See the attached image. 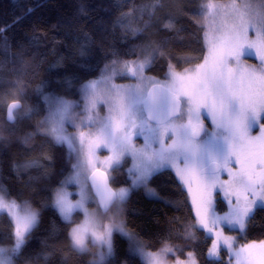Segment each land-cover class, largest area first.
Listing matches in <instances>:
<instances>
[{"label": "snow or ice", "instance_id": "snow-or-ice-1", "mask_svg": "<svg viewBox=\"0 0 264 264\" xmlns=\"http://www.w3.org/2000/svg\"><path fill=\"white\" fill-rule=\"evenodd\" d=\"M264 4V0H261ZM233 7H236L233 0ZM251 4L246 3L244 10L238 13L240 23L229 25L221 19L218 30L221 35L212 37L209 31H204L203 44L207 54L202 57L203 63L194 68H186L177 72L176 66L165 58L167 68L164 82L155 78H146L143 73L163 55L162 47L149 41L143 45L146 53L143 59L132 62H123L126 74L136 78L138 83L133 86H117L112 83L114 74H119L116 68L117 61L113 59L105 65L100 80H89L80 85V91L85 103L74 102L63 97L51 100L43 89H38L39 95L48 102L47 115L40 122L32 135H41L46 143L53 146L67 144L69 160L75 159L71 165L73 171L69 176L59 182V187L43 189L50 191L51 195L40 205L33 209L25 201L22 205L11 201L10 206L4 204V194H0V207H10L17 211L11 215L9 231L0 232V264H13V257L23 260L28 252L35 232L42 226V209L50 208L65 222L64 228H53L49 239L43 241L45 250L40 253L46 264H71L74 256L82 257L89 250V242L98 244L100 251L97 255L101 261L115 256L113 232L128 235L122 227H104L103 232H98L99 225L90 226L94 217L84 204V194L81 200L72 203L65 187L69 183H81L83 169L91 168V186L100 196V205L107 212L113 202L123 204L130 197L133 189L144 187L151 194L155 192L148 188L150 180L157 175H163L166 170H175L180 181L193 194L192 203L195 206V224L214 237L209 256H218L221 247L232 250L237 264H264V241L259 244L252 242L243 246H235L233 238L222 237L218 230L221 224L234 227L241 232L245 231L251 220L255 219L257 211H264V10L257 13V22L252 23L244 17L249 16L248 9ZM222 6L213 2L203 5L201 15H216ZM33 9H27L28 14ZM249 27L256 28V40L248 36ZM171 30V25H164ZM6 30V29H5ZM142 31V30H141ZM79 42V41H78ZM78 54L85 57L91 52L94 41L85 33L84 41L79 42ZM167 45L168 41H163ZM20 57L24 55L23 46ZM256 50L260 64L257 68L249 70L244 67L243 58L252 55L250 51ZM173 59L175 57H172ZM183 61H178V63ZM19 75L17 68L11 69ZM3 67L0 65V73ZM147 79V83L145 80ZM3 76L0 75V91L3 87ZM68 88L72 87V78L66 79ZM106 85V87H102ZM12 87H20L17 79ZM26 87V85H25ZM10 94V93H9ZM24 93H22L23 95ZM103 103L108 107V115L102 119H95L97 105ZM6 113L8 127L0 126V145L11 143V136L17 131L23 120H30L38 109L35 107L23 108L19 100H12L9 104H0ZM77 108H82L80 125L94 128V138L86 142L85 132L66 134L65 122L75 126L74 117ZM211 124L205 127L203 112ZM195 120V123H193ZM258 125L260 135L251 136L252 128ZM5 132L9 135L6 136ZM92 135L91 133L89 134ZM143 137V147H137L134 137ZM23 144H28L24 138ZM43 147V146H41ZM100 147L108 149L112 155L108 158L111 163L107 167L113 172H119L125 166V157H130L133 167L128 170L131 184L128 188L113 191L109 187L107 171H101L93 163L96 150ZM74 153V155H73ZM236 158V163L241 166L239 174L233 175L230 162ZM49 159H51L49 157ZM183 165V166H181ZM41 168V176L45 180L52 178L38 162L26 164L28 167ZM227 170L229 177L235 184L229 192V181H220L219 174ZM19 175V169H16ZM39 177L29 176V186ZM112 182L116 178L112 177ZM195 184V187L193 186ZM219 187L225 196L235 197V203L228 200L230 210L223 216L217 215L213 210L212 190ZM10 199V193H7ZM74 209H80L85 216L83 223H75L72 217ZM66 232L64 239L66 247L57 248L61 232ZM187 238L192 239V233H187ZM133 240L132 237H129ZM7 241L11 248L6 250L2 246ZM145 246L133 240L129 251L133 255H146L149 257L147 264H161L153 256L167 255L172 249L165 246L160 253H145ZM55 257V260L52 258ZM191 264H197L192 253H189ZM26 264V262H25ZM88 264H97L91 260ZM177 264H184L177 261Z\"/></svg>", "mask_w": 264, "mask_h": 264}, {"label": "trees", "instance_id": "trees-1", "mask_svg": "<svg viewBox=\"0 0 264 264\" xmlns=\"http://www.w3.org/2000/svg\"><path fill=\"white\" fill-rule=\"evenodd\" d=\"M244 1L261 2L235 0ZM209 2L222 6L221 11H224L233 0H0V65L3 67L0 75L4 78L0 104H9L16 99L25 109H38L30 120L19 124L11 136V143L0 145V186L4 191L38 209L51 195L50 191L43 189L57 188L71 170L73 159L69 160L67 146H53L41 135L29 136L36 132L48 110V102L39 95L38 89L42 88L51 100L59 97L78 100L82 94L81 84L101 79L105 65L113 59L120 65L140 58L145 53L143 45L149 41L160 45L163 51V55L147 69L150 75L164 77L166 57L179 70L196 62L203 63L202 57L207 52L202 38L204 31L212 30L210 22L215 15L200 13L203 5ZM261 4L260 7L264 8ZM29 8L33 9L30 15ZM166 24L171 25V30L164 28ZM85 33L94 43L91 52L80 57L79 42L84 41ZM163 41H168L166 46ZM21 46L22 57L18 55ZM250 51L255 53L253 49ZM251 56L243 58L244 65H247L245 59L249 60V65L255 64L257 59L253 57L256 55ZM13 67L20 70L19 75L11 71ZM67 78L73 80L71 88L66 84ZM17 79L20 87H12ZM116 80L117 83H127L130 78L118 77ZM0 126L8 127L3 108H0ZM258 130L255 125L251 133ZM5 135L9 134L5 132ZM26 137L27 145L22 143ZM33 161L51 173L52 178L43 179L40 167L25 169L24 165ZM128 164L126 159L122 170L114 172L116 182L111 184L115 189L129 185ZM16 169H19V175ZM29 176L39 179H34L29 186ZM148 187L157 193V197H149L145 189L139 187L124 203L121 225L128 235L113 232L116 254L109 258L112 264H147L146 255H133L129 251L133 240L145 246V253L156 254L165 246L171 248L172 252L168 253L170 262L187 259L192 253L197 264H231L224 249L220 259L208 257L214 239L206 231L192 227L195 214L189 194L171 170L155 176ZM216 202L218 212L228 210L221 198L218 197ZM81 218L82 214L78 212L73 216L75 223ZM9 219L6 213H0V232L9 231ZM41 220L42 226L35 232L23 260L14 257L13 264H46L40 255L45 250L42 242L48 240L51 244L50 232L54 227L63 229L65 222L50 208L42 209ZM189 231L194 238H187ZM229 231L238 234L240 244L264 241V211L256 212L244 234ZM65 235L66 232L62 231L57 248L66 247ZM2 245L11 246L7 241ZM91 259L88 251L82 257L74 256L71 264H88Z\"/></svg>", "mask_w": 264, "mask_h": 264}, {"label": "rangeland", "instance_id": "rangeland-1", "mask_svg": "<svg viewBox=\"0 0 264 264\" xmlns=\"http://www.w3.org/2000/svg\"><path fill=\"white\" fill-rule=\"evenodd\" d=\"M246 3L251 4V7L248 9L249 16H245L244 19H245V21L251 19L252 23L255 24L257 22V13L261 12L262 10H264V8L260 7V3L261 2H258V3H256V2L252 3V2H248V1H244L242 3L241 2H235L236 7H233L232 6L233 3H230L229 5L225 6V10L224 11H221V13H219L218 15H215L213 17V20L210 22L211 27H212V30L210 28V31H209L210 32V36L216 37V36L221 35V32L218 30V24H219V22H220V20L222 18L225 19L228 22L229 25H232L233 23H240V20L238 18V13L240 11L244 10V5ZM259 7H260V9H259ZM135 23H137V22H135ZM248 36H249V38L251 40H256L257 39V37H256V28L255 27H249ZM253 51L256 53L255 49H253ZM255 53L252 54V56H251V57H253L254 55L257 56V60L255 61V64L253 66H251V65H249V63H250L249 60L245 59V61L247 63V65H244L245 68H248L249 70H251L252 68H257L259 66V64H260L259 55L255 54ZM145 54L146 53H144L139 59H143ZM136 60H133V61H136ZM130 62H132V61H130ZM197 64H200V62H196V63L192 64L190 67H188V69L194 68ZM174 65L176 66V64H174ZM116 68L118 69L119 74H114V77H113V79L111 81L112 83H114L117 86H125V87L133 86V85H136L138 83L136 78H134V77H132V76H130V75H128V74H126L124 72L123 64H120V65L116 64ZM147 69L148 68H146L144 70V73H143V75L146 78H149V79L155 78L157 81H159L161 83L164 82V77H158V76L150 75V74L147 73ZM176 71L182 73L184 70H179V69L176 68ZM118 77L130 78V80L127 83L124 82V81L123 82L120 81L121 83H117L118 81L116 79ZM147 82L148 81L146 79L145 83H147ZM102 87H106V85H102ZM70 101H72V100H70ZM74 102H80V103L83 104L86 101H84V98H83V96L81 94L79 99L75 100ZM201 111L203 112V116L205 118V125L207 127V126H209L211 124V120H210V118H207L206 111H204V110H201ZM96 112H97V115H96L95 119H97V120L104 119L108 115V107H107V105H105L103 103L98 104ZM81 113H82V108H77L76 111H75V114H74V117H78L76 119L75 126L73 124H71L70 122L66 121L65 124H64V129L66 130V134H76L77 136H78L80 131L85 132V134H86L85 135V139H86V142H87L88 139L94 138L95 129L94 128H86V127H83V126L80 125V120L83 119V116L81 115ZM193 123H195V120H193ZM90 133L92 134L91 136L89 135ZM259 135H260V130L251 133V136H253V137H256V136H259ZM134 143L136 144L137 147H143V145H144L143 137L142 136L141 137H134ZM64 145L67 146V148H68L67 144H64ZM73 155H74V153H73ZM111 155H112V153L108 149L100 147L98 150H96L95 156L93 157V163L97 167L102 169L103 171H107L108 175L110 177L109 179H112V177H116L114 175V172L107 167V164L111 163V161L108 160V158ZM126 159L129 160L127 173H128L129 179H130V183L127 186L116 188L115 189L116 191H119L120 188H128L130 186V184H131V176L129 175L128 170L133 167V164L131 162V158L130 157H125V160ZM73 163H76L75 159H73ZM181 166H183V165H181ZM229 166H230V168L233 169V175L234 176L239 174L241 166L236 163V158L235 157H233V159L231 160ZM72 171H73V169L71 167L70 172L65 176V178L63 180H65ZM82 171H83V175L81 177V183L84 185L83 189H82L80 183H69L65 187V190L70 194L69 197H68L69 200H71L72 203H76L77 201H80L81 200V192L83 191L84 204L88 208L89 212L94 214V217L90 221V226L99 225L98 232L102 233L104 227H107V226L113 227V225H117L118 227L119 226L123 227V225H121L122 224L121 214H122V211H123L124 203L123 204H119V206H118L117 203L115 202L114 206L112 207V210H110L107 214L106 213H102V210L98 206L97 197L92 192V190L90 188V185H89V182H88V179H89V176L91 174L92 169L88 168V169H83ZM171 171L175 174V170L174 169H171ZM177 178L180 181L179 177H177ZM219 178H220V181H229L228 189H229V192H232L233 189L235 188V184L232 182L231 178L229 177L227 170L221 171L220 174H219ZM181 184L185 187V189L188 192L187 186L185 184H183L182 182H181ZM193 186L195 187V184ZM58 187H59V185H58ZM149 189H151V188H149ZM133 190H135V189H133ZM151 190H153V189H151ZM145 192L147 193V195L149 197H157V193L155 191L154 192H155L156 195H151L146 190H145ZM0 194H4V204L5 205H9L10 206L11 201H15L16 204H18V205H22L23 202H25V201L16 200V199H14L12 197H10V199H9V196L7 195V192H5L4 189L1 186H0ZM188 194H189V197H190V200H191V203H192L193 194L189 193V192H188ZM218 197L221 198L226 203V205L228 207L227 211L218 212L217 206H216V203H217L216 201H217ZM212 200H213V210H214V212L217 215H220V216H223L225 213H227L230 210V205L228 204V200H232L233 203H235V197L232 196V195H229V196L226 197L224 191L221 190L219 187H217L214 190H212ZM192 207H193L194 214H195V206L193 205V203H192ZM32 208L36 209L34 207H32ZM16 211H17L16 209H13V208H10V207H0V213H6L9 217H11V215H13ZM77 212L82 214L81 221L78 222L77 224L83 223L84 220H85V216H84V214L82 213V211L80 209H74L73 213H72V217ZM197 228L200 229L198 226H197ZM201 230H204V229H201ZM218 230L222 231V237H221L222 239H223V237H231V238H233L235 246H243V245L247 244V243L240 244L238 242V234H236V233L230 234L229 230L238 231L241 235L244 234L245 231L241 232L239 230H236L234 227L228 226L226 224H221ZM204 231H206V230H204ZM213 239H214V237H213ZM134 241L137 242V240H134ZM214 242H215V239H214ZM249 243H252V242H249ZM257 244H259V243H257ZM2 246L6 250L5 255H7L8 254L7 250L10 249L11 246H4V245H2ZM92 246H94L93 249L91 248ZM210 249H212V247ZM223 249L228 252L231 264H237V261H236L234 255H233L232 250H229V249L224 248V247H221L219 249V255L218 256H209L208 255V257L210 259H220L221 251ZM88 251L92 255V259L91 260H95L97 262V264H105L108 261V259H106L104 261H101L100 257L97 255V253L100 251V247H99L98 244H92L91 242H89V250ZM158 253H160V252H158ZM168 255L169 254L153 256L152 259L160 260L161 264H177L178 260L184 262V264H191L190 257H188L187 259H184V260L176 259L175 261H171L170 262L168 260ZM146 259L148 261L149 257L146 256ZM13 261H14V257H13Z\"/></svg>", "mask_w": 264, "mask_h": 264}, {"label": "water", "instance_id": "water-1", "mask_svg": "<svg viewBox=\"0 0 264 264\" xmlns=\"http://www.w3.org/2000/svg\"><path fill=\"white\" fill-rule=\"evenodd\" d=\"M11 103V102H10ZM21 103V102H20ZM22 105V104H21ZM101 171H103L102 169H101ZM91 175V174H90ZM90 177V176H89ZM88 182H89V185H90V188H91V190H92V192L95 194V196L97 197V201H98V206L100 205V196H99V194L95 191V188L94 187H92L91 186V180H90V178L88 179ZM109 187L113 190V191H116L115 190V188L112 186V184H111V182H110V179H109ZM114 204H115V202H113L112 204H111V206H110V208H109V210L107 211V212H105L101 207H99L101 210H102V212H104V213H108L111 209H112V207L114 206Z\"/></svg>", "mask_w": 264, "mask_h": 264}, {"label": "flooded vegetation", "instance_id": "flooded-vegetation-1", "mask_svg": "<svg viewBox=\"0 0 264 264\" xmlns=\"http://www.w3.org/2000/svg\"><path fill=\"white\" fill-rule=\"evenodd\" d=\"M253 58L257 59V56H255V57H253ZM205 127H206V125H205ZM109 178H110V177H109ZM110 182H112V179H110Z\"/></svg>", "mask_w": 264, "mask_h": 264}]
</instances>
